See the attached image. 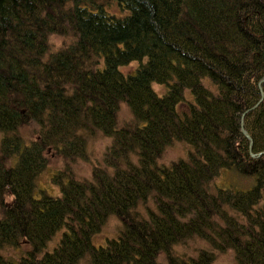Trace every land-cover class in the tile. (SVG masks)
<instances>
[{
    "label": "trees",
    "instance_id": "16d2710c",
    "mask_svg": "<svg viewBox=\"0 0 264 264\" xmlns=\"http://www.w3.org/2000/svg\"><path fill=\"white\" fill-rule=\"evenodd\" d=\"M110 1L123 14L0 0V250L24 249L0 264H210L227 250L231 264H264V0ZM51 34L68 44L49 52ZM121 102L131 122L117 127ZM95 131L110 142L90 178L64 167L58 195L35 192L46 151L82 156ZM173 141L185 157L157 164ZM221 172L250 185L211 186ZM109 216L117 234L94 245ZM191 238L206 247L173 251Z\"/></svg>",
    "mask_w": 264,
    "mask_h": 264
},
{
    "label": "rangeland",
    "instance_id": "374dc122",
    "mask_svg": "<svg viewBox=\"0 0 264 264\" xmlns=\"http://www.w3.org/2000/svg\"><path fill=\"white\" fill-rule=\"evenodd\" d=\"M97 2H101L103 7L111 12L119 16V14H123V11L120 7L113 1H103L96 0ZM69 42V37L65 35H57L51 34L48 36V45L49 52H54L60 48L66 46ZM136 62H130L126 65L120 66L119 69L122 73L131 72L132 69L136 66ZM202 83L205 87L214 88L207 79H203ZM153 90L157 94H161L164 92L165 87L163 85L152 84ZM184 97L189 100L187 96H190L189 90H185L183 93ZM179 111L186 110V103H181L178 105ZM131 122V114L129 112L128 107L125 103H120L117 113H116V126L120 127L126 125ZM20 134L25 140H30L35 138V127L33 125H25L21 127ZM1 137V134H0ZM110 142L108 137L101 135L99 132L95 131L93 134L87 137V141L85 144V149L82 156L69 158H62L61 155L54 153L53 150H47V164L45 168L37 175L35 179V192H40L41 190L47 192L52 195H58V187L54 185L52 182V175L62 170L64 167H67L72 173V175L77 179L87 180L90 178L91 168L94 165H101V155L104 151L105 146H107ZM187 147L185 144L173 141L171 144L166 146L161 152L160 156L156 159V163L160 165H169L172 161H175L179 158H184L186 154ZM250 180L246 177H241L232 173L221 172L216 178L211 180V186L213 187H222V186H235L239 188H247L250 185ZM10 197L7 196L5 200H9ZM142 206L138 208V210L142 211ZM120 222L114 216H109L100 230L95 233L92 237V243L94 245H103L106 239L115 237L117 231L119 229ZM59 233L53 236L49 244L47 245V249H51V247L56 243L58 239ZM206 247L205 243L197 238H191L186 240L181 244H177L173 246V251L181 256H190L194 255L199 249H204ZM24 249L13 248V247H5L0 250V254H2L5 258L8 259H16L22 253ZM232 263V255L227 250L222 253H215L213 260L210 264H231Z\"/></svg>",
    "mask_w": 264,
    "mask_h": 264
},
{
    "label": "water",
    "instance_id": "95a60500",
    "mask_svg": "<svg viewBox=\"0 0 264 264\" xmlns=\"http://www.w3.org/2000/svg\"><path fill=\"white\" fill-rule=\"evenodd\" d=\"M242 117H243V114H242L241 120H240V127H241L242 132H244L243 129H242ZM248 143L250 144V139H249V142Z\"/></svg>",
    "mask_w": 264,
    "mask_h": 264
}]
</instances>
